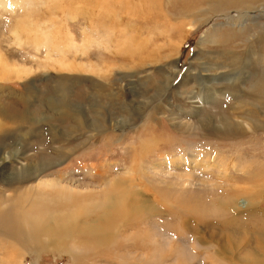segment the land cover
I'll list each match as a JSON object with an SVG mask.
<instances>
[{
  "label": "rangeland",
  "instance_id": "obj_1",
  "mask_svg": "<svg viewBox=\"0 0 264 264\" xmlns=\"http://www.w3.org/2000/svg\"><path fill=\"white\" fill-rule=\"evenodd\" d=\"M117 181L152 210L128 202L106 227ZM51 211L117 236L16 239ZM213 258L264 264V0H0V264Z\"/></svg>",
  "mask_w": 264,
  "mask_h": 264
},
{
  "label": "bare ground",
  "instance_id": "obj_2",
  "mask_svg": "<svg viewBox=\"0 0 264 264\" xmlns=\"http://www.w3.org/2000/svg\"><path fill=\"white\" fill-rule=\"evenodd\" d=\"M193 1H196V0H193ZM218 1L220 3L227 5L228 3H234V2L245 1V0H218ZM187 3L188 2H186V1H184V4L182 2L183 6L188 9L190 5ZM202 3H206V2H202ZM188 10H186V11H188ZM186 11H184V13ZM178 19H180V18H178ZM142 152L143 151L139 152L138 155L141 156ZM195 158L196 159L201 158V156H196ZM179 180L182 182L184 180L183 176H179ZM114 185H117L121 189V193H119L117 195H112V196L110 194H107L104 196L101 203H99L97 206H95V209H96L95 210V213H96L95 217H97L96 221L102 222V225H105V226H106V224L109 223L110 220L113 219V215L110 214V210L112 208L125 207V206H127L128 202H133L132 199L130 198L132 195H139L138 192L130 191L128 189V187L126 185H124V182H121V181L118 182L117 181L114 183ZM138 187L139 186L136 185L135 189H140ZM119 188H118V190H119ZM254 188L256 189V186ZM244 192H242V193H244ZM258 192H259V190H257V189H256V191H251V193H250L251 198L256 197V195H258ZM225 193L228 194L229 192H225ZM246 193L247 192H245L243 194V196H246L247 195ZM83 198H84L83 195L77 196L76 194H74V200L78 199L79 201H82ZM235 203H236L235 198H228L225 202L218 201L217 203H214V204L210 203L206 207H203L202 209H198V208L190 209L189 208L186 211L188 213H192L194 216L198 217V219L200 220L203 216H210L211 214H214L216 212L220 213L224 208H227V207L232 210L234 208V206L236 205ZM247 203L241 202V204H240V202H239L240 208H246L248 206ZM163 204L167 205L166 203H163ZM237 207L238 206H236L235 209H238ZM132 209L135 210L136 212L141 211V209L142 210L143 209H146V210L151 209L152 210V205L148 206L146 201H143V202L134 203L133 207L130 208V210L132 211ZM74 212L75 213L70 212V214H68V213H64V212L62 213L60 211H51L48 214H44V216H42V217H39L37 215V216H35L34 222L32 224L33 228H28L26 231L22 232L23 229L20 226L15 227L14 232L17 236L16 239L17 240L18 239L19 240L20 239H27L29 242H32L35 245H42V243H43V246H45V247L53 246V247H55V249L61 250V249H64L67 247L66 239L70 236V234L72 232L74 233L75 230H83L85 235L88 238H90L92 241L89 242V241L84 240L86 242L85 243V242H82V240H79L77 242H79V245L81 246V248L82 247L86 248L88 246L89 249L95 250L96 247H99L101 245L103 246L104 244H107L110 240H113L117 236L116 232H113L111 230L106 231V230L102 229V227L99 226V224L95 225L93 227H89V226H85V227L83 226L82 227L81 225H79V223H82L85 225V220H79V218H78L79 214H77L78 211H74ZM95 213H94V215H95ZM84 216H87V215L84 213ZM178 218H180V216ZM105 226H103V227H105ZM78 227H80V228L78 229ZM71 236H73V234ZM42 237H46L47 239L43 240V239H41ZM71 238H73V237H71ZM74 239H75V237H74ZM77 242L75 240V244L70 245V250L71 251H80L79 254H81L83 249H81L80 247L78 249V247L76 245ZM67 248H66V250H68ZM66 252H68V251H66ZM213 259L217 262V264H221L223 262L222 259H218V258L217 259L213 258Z\"/></svg>",
  "mask_w": 264,
  "mask_h": 264
}]
</instances>
